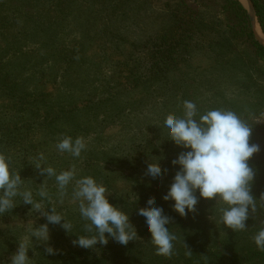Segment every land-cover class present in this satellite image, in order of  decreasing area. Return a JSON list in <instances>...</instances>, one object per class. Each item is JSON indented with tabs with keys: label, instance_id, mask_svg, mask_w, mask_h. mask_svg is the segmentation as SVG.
<instances>
[{
	"label": "trees",
	"instance_id": "16d2710c",
	"mask_svg": "<svg viewBox=\"0 0 264 264\" xmlns=\"http://www.w3.org/2000/svg\"><path fill=\"white\" fill-rule=\"evenodd\" d=\"M80 1H88L92 6L94 3L104 5L108 0H78V3ZM126 1L151 5V22L147 30L143 26L138 28L140 33L145 34L139 42L142 59L133 62L127 55L124 80L116 83L113 90H107L108 83L101 78L102 72L89 73V67L83 69L80 64L87 46L85 43L76 44L66 54L63 51L65 48L53 41L61 25L69 22L77 0H0V39L6 42V46L10 48L18 45L14 41L21 33V25L28 24L33 29V35L38 36L43 46L48 48V52L39 58L38 66H30L33 68H26L29 61L27 53L22 55V62L17 63L16 59L13 64L0 61V154L9 159L11 171L20 173L23 183L32 186V189L35 188V165L40 164L48 165L57 174L74 170L75 174L82 172L83 177H94L103 173L105 168L102 153L97 152L93 144L96 140L89 136L97 134L106 126L107 122L100 120L101 115L115 121L122 119L126 108L133 111L134 107L143 104L153 94L174 98L181 93L179 104L172 108L173 102L168 112L163 113L164 118L160 117L162 125L156 132L159 135L164 131L167 115L182 117L185 101L197 104L192 86L202 82L211 89L212 95L207 98V105L197 108V119L210 110H230L252 127L249 143L260 148L248 161L255 172L251 184V194L256 199L255 211L250 213L246 229L236 232L221 222V210L226 205L220 200L201 198L198 191L195 193L198 197L195 212L183 217L175 212L173 201H165L162 197L179 168L172 161L186 150L177 146L165 132L166 137L162 142L173 158L164 163L160 160L151 162H156L161 171L159 181L146 176L148 165L141 173H134L137 176L136 183L140 175L144 182L135 185L138 190L132 192L130 197H124L118 189H112L105 183L106 188L112 189L108 190L109 202L128 213L137 239L126 246L111 237L106 245L98 243L93 248L75 245L73 241L77 236H91L95 230L91 233L86 230L88 222L81 217L77 204H73L67 208L64 216L71 225V233L61 231L67 235L69 242L66 245L68 256L64 258L63 253L58 254L57 258L61 262H53L54 254H48L47 247L40 248L30 240L26 243L30 248L28 252H33V249L36 252L33 257L28 253L29 263L262 264L264 251L256 247L253 238L264 228V68L261 66L264 63V46L255 39L245 8L239 0ZM251 2L264 34V1ZM108 26L103 27L106 33H113V29L121 31L117 25ZM111 37L113 39L109 44L115 47L117 41H123L118 34L113 33ZM48 44L53 47L50 48ZM133 45L135 47L136 44ZM19 48L21 46L18 45ZM49 61L51 63L45 66ZM119 63L112 65L117 73L121 71ZM60 70L62 75L58 80ZM27 72L29 74L24 76ZM46 72L48 79L54 82L51 91L44 88ZM97 82L100 87L96 85ZM147 87L153 88L149 89L152 91L143 90ZM134 94L140 95L139 98H134ZM169 104V101H165L161 108H168ZM110 107L114 109L110 111ZM66 137L84 140L86 149L80 157L58 150L57 144ZM89 139L94 142L90 143ZM108 158V161H112L113 157ZM54 180L55 176H51V183ZM32 193L35 198L38 189ZM149 200L154 201L155 206L162 207L164 214L170 218L167 227L176 237L171 256L157 254L150 233L137 215ZM26 205L23 203V212ZM51 207L55 206L48 207V211ZM66 207H59L58 213L62 214L61 211ZM15 208L3 215L13 214ZM206 217H214L213 224L209 225ZM4 232L5 229L0 228V249L6 242L11 243L6 240ZM139 236L144 239H139Z\"/></svg>",
	"mask_w": 264,
	"mask_h": 264
},
{
	"label": "clouds",
	"instance_id": "9594fccd",
	"mask_svg": "<svg viewBox=\"0 0 264 264\" xmlns=\"http://www.w3.org/2000/svg\"><path fill=\"white\" fill-rule=\"evenodd\" d=\"M198 116L195 103L185 101L183 116H169L164 122V130L170 140L185 149L172 164L178 165L173 182L167 193L162 197L165 201H173L172 208L180 216L196 211L199 192L201 198L220 200L226 205L221 212L222 224L233 232L246 229V221L251 212L255 211L256 199L251 194V184L255 172L248 161L260 148L250 144L252 127H249L240 117L230 111L215 109ZM57 148L60 152L70 153L80 157L86 149L83 139L73 140L71 137L62 139ZM41 174L55 176L58 188L63 194L74 180V170L59 174L51 167L35 165ZM167 169H165V172ZM150 180L159 181L161 171L157 163H151L146 169ZM23 178L20 173H13L9 159L0 154V215L11 212L17 205V197L25 204H30L40 215L46 217L47 223L35 226L31 230L30 240L46 243L50 240L49 224L60 225L71 233V225L54 207L50 211L41 206L28 190L21 191ZM108 189L98 183L92 176H84L76 181L74 199L79 200V212L88 223L86 230L95 233L91 236H77L73 243L82 248H93L98 243L106 245L109 237L122 246L137 239L135 228L129 222V215L120 207L113 205L108 199ZM41 199H47V192H39ZM143 221V227L150 233V240L158 255L171 256L175 235L167 225L170 218L162 207L155 206L149 200L145 207L137 213ZM107 234V235H106ZM256 247L264 251V228L253 238ZM30 248L20 243L18 251L11 257L10 264H29ZM48 254H54L52 246L46 248Z\"/></svg>",
	"mask_w": 264,
	"mask_h": 264
},
{
	"label": "rangeland",
	"instance_id": "374dc122",
	"mask_svg": "<svg viewBox=\"0 0 264 264\" xmlns=\"http://www.w3.org/2000/svg\"><path fill=\"white\" fill-rule=\"evenodd\" d=\"M246 1L247 3H243L239 0L245 8L249 19L251 17L254 19V24H251V28L255 39L264 44V34L257 21L254 8L251 6L252 2L251 0ZM77 3L78 0L75 4ZM12 4H14V2H12ZM150 12H152L151 5H141L135 2L130 3L127 1L125 2V0H108L104 5L94 3L92 6L88 1L81 2L78 3L76 7H73V12L68 18L69 22L65 25H61L62 28L53 36L55 39L53 41H55V44L60 43L61 46L65 48L63 51H66L64 52L66 54H69L76 44L81 42L85 43L87 46L83 51V62H80V64L83 66V69L89 67V73H96V71H98V73L102 72L101 78L106 79L108 83L107 90H109L115 87L116 83L124 80V76L127 74L124 66V63L127 61L125 58L127 55H129V58H132L131 61L133 62L142 59L143 52L139 47V42L145 34L143 32L140 33L138 28L143 26L145 30L148 29V25H150L151 22ZM108 25H117L121 30H112L114 34H118V37L123 38V41H117V47L109 44V41L113 39V37H111L113 33H106V31H103L104 26L110 27ZM25 32L28 33L25 34ZM14 42H18L21 49H17L18 45H13L10 47L12 49H10L6 46V42L0 39V61L8 64L11 62L13 64L15 61L14 59H16L17 63L22 62L24 61L22 55L27 53V59L29 61L26 64V68H33L30 66L32 64H34L33 66H38V62L40 61L39 58L43 57L48 52L47 46L44 47L41 39L33 35V29H31L28 24L26 26L21 25V33ZM133 44H136L135 47H133ZM48 46L50 48L53 47L51 44H48ZM84 58L87 60L84 61ZM115 62H120L119 67L121 71L118 73L112 68ZM50 63V61L45 63V66H48ZM261 66L264 68V63H261ZM39 70L42 71L43 69ZM6 71L8 72L10 70L6 69ZM28 74L27 72L24 76ZM61 75L62 73L60 70L57 77L58 80L61 78ZM144 76L145 75H143V77ZM48 78L49 76L46 72V76L43 79V82L46 83L44 84V88L46 87V91H51L54 82ZM96 85L99 87L101 86L98 85V82ZM192 88L196 92L195 96L198 100L196 104L197 108L207 105V98L210 97V94L212 95L211 89L204 86L202 82L197 86H192ZM149 89L147 87V89L145 88L143 90ZM150 94L153 93L150 92ZM180 95L181 93L174 98H170L166 96H155V94H153L151 98L145 99L143 104L134 107L133 111L126 108L123 112L122 119L115 121H112L111 118L106 119V116L103 118L101 115L100 120H105L107 122L105 123L106 126L97 134L89 135L93 140H96L93 144L96 145L97 152H101L103 156L102 158L100 155L105 167L102 171L103 173L94 175L98 183L104 186L105 183L109 184L112 189H118L124 197H130L132 196V192H137L138 190V187L136 188L135 185L144 182L143 177L141 178L139 174L140 177L136 183L135 178H137V176L134 173H141L140 171H142L144 167L150 165L154 160H160L164 163V161L173 158L171 154H168V147L164 141L162 142V140H165L164 137H166L165 130H162V133L159 135H157L156 132L162 125L160 117L162 116V119L164 118L163 113L168 112L173 102L175 103L172 108H175L176 105L179 104ZM137 96L139 98L140 95L134 94L133 97L136 98ZM164 97L168 98V100ZM165 101L170 102L168 108H161ZM113 109L114 107H110V111ZM167 117L169 116L167 115ZM93 140L89 139V142H94ZM158 140H160V142H158ZM109 156L113 157L111 158L112 161H108ZM82 160L79 162L80 164ZM44 166L48 167V165ZM77 166L78 168L80 167L79 164ZM35 170V177L33 178L35 188L32 189V186L23 183L21 191L28 190L33 192L35 189H38V193L34 195L36 199H34L39 201L41 206L46 208L47 211L48 207L55 206L54 208L58 212L59 207L67 205V207L61 211V215L63 216H66V211L69 206L77 204V207H79V200L74 199V191L76 189V181L83 177L82 172H77L75 174L74 180L63 190L62 194L55 180L54 183H51V177L46 176V173L41 174L39 169ZM32 173L33 172L30 174ZM110 187H107L109 191L112 190ZM41 190L47 192V199H41L39 196V191ZM16 204L13 214L0 215V228L3 230L5 229L3 235L6 240L11 241V243H8L5 240L6 243L1 246L3 251L0 249V264H10L11 257L18 251L20 243L26 244L30 241L28 238L33 227L47 223L46 217L40 215L34 209H31L30 204L24 206L26 210L23 212V203L20 201V197ZM11 211H13V209ZM206 220L209 225L213 224L214 217H206ZM61 231H64V229H62L60 225L49 224L50 240L48 242H39L33 238V242H35L34 245L40 248L52 246L55 249V261L53 262H58L60 260V258H57L58 254L63 253V256H65L64 258L68 256L66 245H68L69 242L66 238L67 235L61 233ZM226 231L230 230L226 229ZM139 239L143 240L144 237L139 236ZM35 252L36 250L33 249V252L28 253L33 257ZM51 263L50 261V264ZM262 264H264V262Z\"/></svg>",
	"mask_w": 264,
	"mask_h": 264
},
{
	"label": "water",
	"instance_id": "95a60500",
	"mask_svg": "<svg viewBox=\"0 0 264 264\" xmlns=\"http://www.w3.org/2000/svg\"><path fill=\"white\" fill-rule=\"evenodd\" d=\"M252 8H253V5H251ZM250 23L253 25L254 24V19L251 17L250 18ZM253 31V30H252ZM258 41V40H257ZM259 43H261L260 41H258ZM262 44V43H261ZM264 46V44H262Z\"/></svg>",
	"mask_w": 264,
	"mask_h": 264
},
{
	"label": "bare ground",
	"instance_id": "6f19581e",
	"mask_svg": "<svg viewBox=\"0 0 264 264\" xmlns=\"http://www.w3.org/2000/svg\"><path fill=\"white\" fill-rule=\"evenodd\" d=\"M240 1H241V2H243V3H244V2H245V3H247V1H246V0H240Z\"/></svg>",
	"mask_w": 264,
	"mask_h": 264
}]
</instances>
